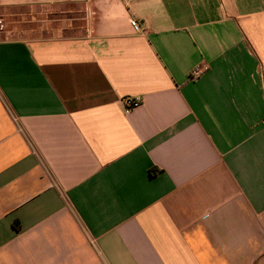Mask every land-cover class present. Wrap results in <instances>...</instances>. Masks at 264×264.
I'll return each instance as SVG.
<instances>
[{"label": "crops", "instance_id": "1", "mask_svg": "<svg viewBox=\"0 0 264 264\" xmlns=\"http://www.w3.org/2000/svg\"><path fill=\"white\" fill-rule=\"evenodd\" d=\"M1 16L0 264H264V0Z\"/></svg>", "mask_w": 264, "mask_h": 264}, {"label": "rangeland", "instance_id": "2", "mask_svg": "<svg viewBox=\"0 0 264 264\" xmlns=\"http://www.w3.org/2000/svg\"><path fill=\"white\" fill-rule=\"evenodd\" d=\"M4 22H5V29L6 28L8 29L9 27H11L12 29H15V32H17V29L18 30L21 29L20 23L18 21H14V22L11 21V22L6 23V21L4 19ZM40 24H42L41 27H43V25H46V27H45V29H40L39 31H37L36 34H38V35H53V34L71 33L72 30L70 28L81 25L82 20L80 18H76V19H72V20H67L64 18V19L49 20L47 22H41ZM62 28H64V29H62ZM60 31H62V32H60Z\"/></svg>", "mask_w": 264, "mask_h": 264}, {"label": "built area", "instance_id": "3", "mask_svg": "<svg viewBox=\"0 0 264 264\" xmlns=\"http://www.w3.org/2000/svg\"><path fill=\"white\" fill-rule=\"evenodd\" d=\"M130 25L135 31H139L140 27L135 19L130 20ZM5 30V22L2 17H0V33ZM200 74V69H193L190 72V78H195ZM140 104V97H124L123 98V105H124V111L128 112L134 107L138 106Z\"/></svg>", "mask_w": 264, "mask_h": 264}]
</instances>
